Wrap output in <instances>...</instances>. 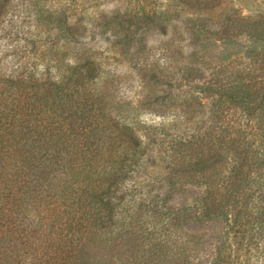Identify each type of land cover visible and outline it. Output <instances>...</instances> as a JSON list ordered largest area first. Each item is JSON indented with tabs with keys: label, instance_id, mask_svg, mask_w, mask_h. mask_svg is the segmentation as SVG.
Listing matches in <instances>:
<instances>
[{
	"label": "trees",
	"instance_id": "1",
	"mask_svg": "<svg viewBox=\"0 0 264 264\" xmlns=\"http://www.w3.org/2000/svg\"><path fill=\"white\" fill-rule=\"evenodd\" d=\"M120 1L128 33L112 55L85 43L80 0H0V264H189L188 251L213 228L214 264H264V76L207 87L217 125L168 145L136 115L158 102L163 71L142 69L139 99L121 94L132 26L161 25L183 10L205 19L225 0ZM244 1L240 20L264 39V6ZM229 106L249 119L236 132L248 136L252 122L251 142L221 132ZM226 145L234 158L223 176ZM193 184L206 187L194 201L200 211L175 208V194ZM192 222L199 232L183 233Z\"/></svg>",
	"mask_w": 264,
	"mask_h": 264
},
{
	"label": "rangeland",
	"instance_id": "2",
	"mask_svg": "<svg viewBox=\"0 0 264 264\" xmlns=\"http://www.w3.org/2000/svg\"><path fill=\"white\" fill-rule=\"evenodd\" d=\"M166 1L161 0L162 5ZM246 2L225 0V6L218 13L205 19L183 10L174 19H164L161 25L132 26L130 31L134 39L128 49L130 53L123 55L119 63L121 71L129 72L125 79L128 83L121 85V94L129 97L134 94L132 101L139 99L135 88L140 83L142 69L156 67L163 71L162 78L165 77L166 81L154 87L158 102L151 108L138 107L136 115L138 122L153 128L159 135L165 133L167 145L179 138L202 136L217 125L213 117L216 99L214 94L207 92V87L218 88L237 75L263 79L264 70H260V60L264 59V39L253 36L252 23L240 20L241 13H249ZM80 3L85 9L84 23L88 28L85 43L114 55L111 47L128 33L125 17L117 18V15H121L120 11L126 10L125 3L120 0H80ZM259 4L264 6V0L252 4V10L258 11ZM81 7L72 13L73 22L81 18ZM113 18H117L116 23L105 27L106 22ZM141 40L144 41L141 43ZM132 106L138 109L136 104ZM224 117L226 123L219 125H224V130L229 131H221L223 134L242 137L244 143L253 140L250 130L252 122L250 127L243 129L248 136L236 132L240 127H245L249 120L242 109L229 106L225 109ZM233 153L227 145L220 153L221 163L217 166V172L223 176L230 173ZM166 158H169V154ZM181 190L175 194L172 205L187 208L196 204L195 209L200 211L201 203L194 201L204 195L206 187L193 184ZM193 224L183 225V233H198L200 228H195ZM204 233L205 238L197 249L188 251L189 264H214L217 261L216 245L220 242V232L213 228Z\"/></svg>",
	"mask_w": 264,
	"mask_h": 264
}]
</instances>
